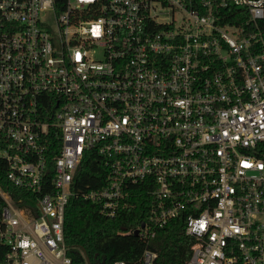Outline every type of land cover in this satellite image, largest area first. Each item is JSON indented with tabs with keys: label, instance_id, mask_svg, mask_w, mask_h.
I'll use <instances>...</instances> for the list:
<instances>
[{
	"label": "built area",
	"instance_id": "built-area-1",
	"mask_svg": "<svg viewBox=\"0 0 264 264\" xmlns=\"http://www.w3.org/2000/svg\"><path fill=\"white\" fill-rule=\"evenodd\" d=\"M0 131L8 179L36 196L0 187L9 264H72L70 199L112 218L139 185L146 243L182 218L185 264H264V0H0ZM93 149L106 183L75 193Z\"/></svg>",
	"mask_w": 264,
	"mask_h": 264
},
{
	"label": "trees",
	"instance_id": "trees-1",
	"mask_svg": "<svg viewBox=\"0 0 264 264\" xmlns=\"http://www.w3.org/2000/svg\"><path fill=\"white\" fill-rule=\"evenodd\" d=\"M232 12L238 10L231 8ZM246 18V17H245ZM243 18L234 20L239 22ZM49 168L61 148L60 135L53 131L49 136ZM7 149L3 133L0 131V187L7 192L14 204L20 208L27 207L36 196L26 190L14 186L8 179L9 166L1 156ZM51 169L50 175L52 177ZM108 168L102 157L93 149L86 152L74 183L75 193L89 189L101 188L106 183ZM135 193L129 199L130 205L120 209L115 217H107L101 213L99 204L73 196L66 211L65 239L68 255L72 264H114L123 261L126 264H142L141 257L146 248L158 253L155 264H185L191 254L192 239L186 234V226L182 218L170 221L159 230L149 243L134 232L148 221V203L142 185L135 187ZM44 192H51L45 189ZM23 199L24 202H19ZM132 205V206H131ZM5 201L0 195V217ZM37 214L36 211L34 212ZM127 233V234H123ZM0 264H9L6 252L0 251Z\"/></svg>",
	"mask_w": 264,
	"mask_h": 264
},
{
	"label": "water",
	"instance_id": "water-1",
	"mask_svg": "<svg viewBox=\"0 0 264 264\" xmlns=\"http://www.w3.org/2000/svg\"><path fill=\"white\" fill-rule=\"evenodd\" d=\"M144 227H145V223L142 224L141 228H144ZM134 234H135L136 236H139V234H140V229H137V230L134 232Z\"/></svg>",
	"mask_w": 264,
	"mask_h": 264
}]
</instances>
